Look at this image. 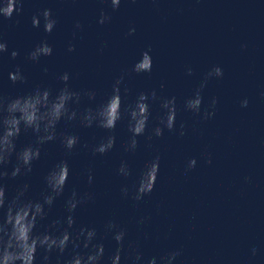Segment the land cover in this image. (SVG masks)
Masks as SVG:
<instances>
[{"label": "clouds", "instance_id": "obj_1", "mask_svg": "<svg viewBox=\"0 0 264 264\" xmlns=\"http://www.w3.org/2000/svg\"><path fill=\"white\" fill-rule=\"evenodd\" d=\"M113 11L119 9L121 0H108ZM24 0H0V18L12 20L14 15L23 12ZM43 20L46 33H52L57 24L51 9H43L38 15L31 18L32 27L39 28ZM111 20V16L101 11L98 23L104 24ZM19 23V21H16ZM82 25L76 22L75 28ZM135 33V28L129 29V35ZM75 36V33H73ZM68 51H75V46L70 44ZM8 52V44L0 35V56ZM53 54V48L46 40L37 44L28 54L27 58L39 62L41 57ZM19 55L18 51L10 53L12 59ZM153 67L150 49L141 53L130 70L122 73L112 84L111 92L106 98L92 106L80 109L84 99L95 101V91H77L69 85L70 75L64 72L58 77L62 83L55 92L51 87L37 85L23 95L15 97L4 94L0 90V264H35L38 250H42L45 264L56 254V264H173L180 250L168 251L158 258L153 256L145 259L139 250V244L133 249L132 244L125 246L128 235L127 229L115 218L108 219L102 230L95 226L76 227L75 213L79 207L95 203L96 193L93 191L79 192L72 189L70 196L65 200L66 215L50 220L44 231H40L43 222L48 220L49 212L56 199L64 194L70 175L69 160H59L44 176L45 190L38 199L27 197L29 184L24 182L16 188L15 194L6 196V179L15 180L27 177L33 170V163L41 158L43 147L49 142L59 141L64 149V156L71 157L80 144L78 135L72 132L58 131V126L63 122L66 126L83 128H99L107 135L102 136L96 143L81 145L93 156H104L116 146L115 130L117 124L127 120V130L131 134L124 145L125 153L134 154L139 147L138 137L145 136L149 129L151 117L150 103L159 100L161 114L157 117L158 123L151 128L148 140L153 137L160 138L165 129L169 132L176 131L177 104L176 98H161L155 90L150 93L140 92L134 102L126 103L129 88L124 85L125 75L135 73H151ZM43 71L47 73L48 69ZM187 75L193 74L191 67L187 68ZM223 70L216 66L209 70L193 95L184 101V109L195 115H200L203 104V89L210 79L222 77ZM8 78L13 85L27 84V77L19 65L14 71L8 73ZM264 96V93L261 94ZM217 104L216 98L210 101L208 108L203 109L202 119L212 117ZM248 101H241V107H247ZM185 125L180 124L179 135H185ZM31 131L35 139L32 143L17 150V139L22 132ZM150 146V145H149ZM15 163L11 172L7 165ZM196 159L188 161L186 171L196 166ZM211 163V159L207 160ZM160 165V156L155 155L144 162L137 173L127 160H121L116 168V175L123 180H132V183L123 184L120 188L122 199H131L140 202L154 190ZM87 184H93L94 176L91 168L82 173ZM147 218L141 217L137 222L143 224ZM147 235L145 239H147ZM114 241V249L106 248V240ZM257 249L253 248L255 255Z\"/></svg>", "mask_w": 264, "mask_h": 264}]
</instances>
